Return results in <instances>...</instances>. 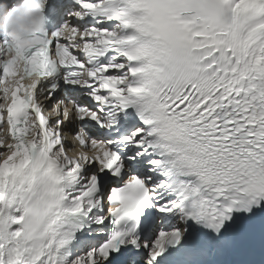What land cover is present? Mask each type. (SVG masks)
I'll return each instance as SVG.
<instances>
[{
	"label": "snow or ice",
	"instance_id": "snow-or-ice-1",
	"mask_svg": "<svg viewBox=\"0 0 264 264\" xmlns=\"http://www.w3.org/2000/svg\"><path fill=\"white\" fill-rule=\"evenodd\" d=\"M76 4L74 30L89 33L84 51L62 39L60 27L24 56L46 57L53 90L58 77L80 87V73L91 69L80 87L90 90L81 100L89 106L75 101L74 109L89 116L62 123L63 112L50 120L41 112L44 131L61 130L51 134L52 151L72 147L59 137L78 125L107 150L81 157L83 167L65 154L48 178L0 173V264H58L85 220L90 250L71 264H215L248 238L230 229L239 214H260L264 236V0ZM61 53L72 63L52 59ZM129 108L142 122L130 135L92 138L101 133L79 123L112 129ZM17 147L29 148L22 138ZM31 148L34 156L39 146Z\"/></svg>",
	"mask_w": 264,
	"mask_h": 264
},
{
	"label": "clouds",
	"instance_id": "clouds-1",
	"mask_svg": "<svg viewBox=\"0 0 264 264\" xmlns=\"http://www.w3.org/2000/svg\"><path fill=\"white\" fill-rule=\"evenodd\" d=\"M48 0H0V65H5L4 73L0 76V173L8 169L16 171L38 172L42 178L51 177L55 171V162L64 163L65 154L68 158L81 163L85 161L81 157H87L92 161L101 157L107 150V145L94 143L88 137L83 127L78 125L75 135L63 131L59 140L70 142L72 147L63 146L52 151L51 134L53 131L60 132L59 125L49 127L44 131L41 122V112L44 120L54 119L63 112L62 123L72 119L89 116L88 112H74L76 103L74 100L59 99L52 104L51 109L45 108L47 100L51 96H45V88L39 87L48 79L43 73L48 68L47 59L43 54L34 55L25 59L27 49L41 44L44 39L52 40L54 37L47 36L45 31L44 11ZM70 15H77L72 12ZM86 13L81 12L77 18L82 19ZM62 39L68 41L71 47L77 51H84L83 37L89 33L81 30L75 31L71 21H66L60 28ZM46 47V45H44ZM91 51V49H89ZM53 60L59 59L62 63L71 64L72 57L67 53L54 56ZM91 69L84 68L79 75L77 83L83 88L89 80ZM149 72L145 73L147 79ZM39 87V92L37 91ZM29 109L33 112L30 114ZM22 126L16 127L18 123ZM110 125L104 124L105 128ZM15 129V135L13 130ZM40 133L39 138L37 134ZM79 138L89 142L84 147ZM18 138L29 146L27 150L17 147ZM39 146V151L32 155L31 146ZM51 157V158H50ZM110 159V158H106ZM103 171V166H100ZM117 205H112L115 209ZM110 209V210H111Z\"/></svg>",
	"mask_w": 264,
	"mask_h": 264
},
{
	"label": "bare ground",
	"instance_id": "bare-ground-1",
	"mask_svg": "<svg viewBox=\"0 0 264 264\" xmlns=\"http://www.w3.org/2000/svg\"><path fill=\"white\" fill-rule=\"evenodd\" d=\"M87 248L84 246L83 240L74 241L69 247L62 250L57 257L58 264H71V261L78 255L86 254Z\"/></svg>",
	"mask_w": 264,
	"mask_h": 264
}]
</instances>
